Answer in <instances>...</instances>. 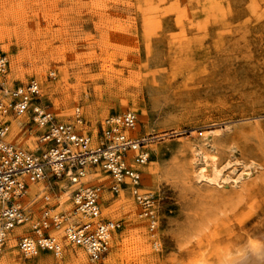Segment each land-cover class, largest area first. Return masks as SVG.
Instances as JSON below:
<instances>
[{
    "label": "rangeland",
    "instance_id": "obj_1",
    "mask_svg": "<svg viewBox=\"0 0 264 264\" xmlns=\"http://www.w3.org/2000/svg\"><path fill=\"white\" fill-rule=\"evenodd\" d=\"M2 55L9 63L0 87L37 81L56 118L94 138L103 119L134 111L138 134L152 138L148 163L137 167L159 203L151 227L127 192L104 193L103 215L120 226L102 261L67 241L60 254L26 258L17 242L28 224L12 230L0 258L11 244L21 264L46 257L54 259L46 264H85L67 258L73 248L84 250L87 264H186L264 222V185L233 200L229 193L244 180L209 187L195 175L203 152L232 177L244 168L253 177L264 171V0H0ZM0 99L8 100L1 89ZM9 121L7 140L35 149L42 130L27 115L11 113ZM89 179L108 182L101 172ZM65 185L32 183L29 197L41 191L70 206ZM125 238L130 245L117 251Z\"/></svg>",
    "mask_w": 264,
    "mask_h": 264
},
{
    "label": "built area",
    "instance_id": "obj_2",
    "mask_svg": "<svg viewBox=\"0 0 264 264\" xmlns=\"http://www.w3.org/2000/svg\"><path fill=\"white\" fill-rule=\"evenodd\" d=\"M8 63L6 56H0V74ZM0 89L8 99H0V252L12 230L28 224L29 233L20 235L17 242L24 257L43 251L60 254L67 241L83 246L91 261H102L120 226L103 215L105 192H127L140 207V216L155 227L158 194L144 186V171L137 167L148 163L152 138L138 134L139 118L134 111L103 119L94 138L73 122L59 121L41 101L37 81L14 88L1 85ZM75 112L76 121H82L80 108ZM11 113L27 115L31 128L42 130L36 133L35 149H21L7 140ZM100 172L108 182L89 179ZM53 180L66 183L63 193L70 206L60 196L51 203L41 191L29 197L32 183Z\"/></svg>",
    "mask_w": 264,
    "mask_h": 264
},
{
    "label": "bare ground",
    "instance_id": "obj_3",
    "mask_svg": "<svg viewBox=\"0 0 264 264\" xmlns=\"http://www.w3.org/2000/svg\"><path fill=\"white\" fill-rule=\"evenodd\" d=\"M154 4V3H153ZM255 9V7H254ZM243 69V68H242ZM243 72V70L240 69ZM13 72V71H12ZM240 73V72H239ZM237 72V74H239ZM11 74V73H10ZM15 75V73H14ZM42 75V74H41ZM242 76V73L240 74ZM239 75V76H240ZM244 77V76H242ZM44 78V77H43ZM240 78V77H239ZM238 78V79H239ZM245 79V78H244ZM247 81V80H246ZM241 82V81H239ZM242 83V82H241ZM232 84V83H231ZM51 85V84H50ZM109 85V83H108ZM235 85V84H233ZM107 86V85H106ZM49 87V86H48ZM47 88V87H46ZM76 91L75 93H77ZM79 94V93H78ZM97 95V94H96ZM75 96V95H73ZM96 97V96H95ZM74 98V97H73ZM77 98V97H76ZM93 98V97H92ZM97 98V97H96ZM75 100V99H74ZM97 101V99H95ZM249 101V100H248ZM92 103V102H91ZM245 103V102H244ZM91 105V104H90ZM242 105V104H241ZM98 106V105H97ZM94 107V106H93ZM250 107V106H249ZM254 107V106H253ZM90 108V107H89ZM124 108V107H123ZM92 113V112H91ZM95 116V115H94ZM264 126V125H263ZM138 128V127H137ZM263 128V127H262ZM264 129V128H263ZM252 130V129H250ZM217 131V130H214ZM203 133V132H202ZM205 133V132H204ZM212 133V132H211ZM218 133V132H213ZM264 133V132H263ZM259 134V133H258ZM204 135V134H203ZM206 135V134H205ZM214 136V135H212ZM215 138V137H214ZM241 138V137H239ZM254 147V146H253ZM248 148V146H247ZM249 148L251 146L249 145ZM245 149V148H244ZM252 149V148H251ZM256 149V148H255ZM254 149V151H255ZM246 150V149H245ZM257 150V149H256ZM248 151V150H246ZM245 151V152H246ZM250 151V150H249ZM253 151V150H252ZM248 154V152L246 153ZM245 154V155H246ZM250 154V153H249ZM248 154V155H249ZM260 154V153H259ZM263 154V152H262ZM211 155V154H210ZM207 153H201L202 164L198 167L197 179L199 181H204L210 185H226V183L231 179L234 180V184L239 185L241 182L240 189H235L229 193L231 199H241L244 195L249 194L256 190H261L264 185V171L261 174L253 177L252 169H242L237 175V177H232L231 174H226L223 170V166L219 167L216 156H210ZM255 155V154H252ZM196 156V155H195ZM198 156V155H197ZM251 156V154H250ZM158 158V157H157ZM159 159V158H158ZM161 159V158H160ZM159 159V160H160ZM194 160V159H193ZM192 160V161H193ZM198 163V162H197ZM223 163V162H222ZM184 164V163H183ZM191 164V163H190ZM229 164V163H228ZM225 165V164H224ZM245 165V164H244ZM197 166V165H196ZM231 166V165H229ZM227 167V166H226ZM242 167V166H241ZM236 168V167H235ZM240 168V167H239ZM226 169V168H225ZM229 169V168H228ZM234 169V168H232ZM149 170V169H148ZM153 170V169H152ZM237 170V169H236ZM231 171V170H230ZM239 171V170H238ZM229 173V172H228ZM231 173V172H230ZM154 174V173H152ZM178 174V173H177ZM193 175V174H192ZM235 176V175H234ZM179 177V176H177ZM196 180V181H198ZM222 180V181H221ZM198 183V182H197ZM231 183V181H230ZM201 184V183H200ZM233 184V183H232ZM184 186V185H183ZM207 186V185H206ZM212 186V187H213ZM200 187V186H199ZM233 187V185H232ZM256 194V193H255ZM123 197V196H122ZM64 200H67V194L64 196ZM121 199V198H120ZM63 200V201H64ZM68 201V200H67ZM240 203V202H239ZM264 204V203H263ZM125 205V204H124ZM264 210V209H263ZM204 224V223H203ZM19 228V227H18ZM15 228L14 230H18ZM206 228V227H205ZM207 229V228H206ZM205 229V230H206ZM185 230V229H184ZM187 230V229H186ZM190 230V229H189ZM204 230V229H203ZM207 231V230H206ZM188 232V231H187ZM241 232V231H240ZM182 233V232H181ZM184 233H182L183 235ZM181 235V234H180ZM188 236V235H187ZM186 236V237H187ZM14 237V236H13ZM180 237V236H179ZM182 237V236H181ZM179 238L178 240L181 242ZM183 240V239H182ZM11 242V241H10ZM8 243V242H7ZM130 241L125 238L121 241V244L118 246L117 251L120 249H126L130 245ZM136 247V246H135ZM142 247L141 245L139 246ZM131 250V249H130ZM134 250V249H133ZM128 251V250H127ZM67 252V251H66ZM137 252V251H136ZM141 252V251H140ZM129 253V252H128ZM127 256L130 255V253ZM20 254V253H19ZM66 254V253H65ZM67 258L73 257L75 260L86 263V254L81 248L69 249L67 253ZM53 257H46L41 260V264L52 263ZM0 264H21L19 258L17 257V249L14 248L11 244L7 246L5 254L0 258ZM186 264H264V222L256 226L254 229L250 230L240 241H236L233 244H221L220 246L212 249L210 252L203 250L197 252V254L189 260Z\"/></svg>",
    "mask_w": 264,
    "mask_h": 264
}]
</instances>
